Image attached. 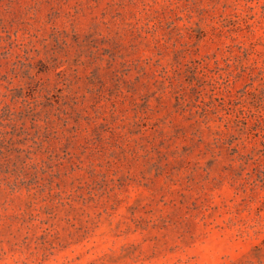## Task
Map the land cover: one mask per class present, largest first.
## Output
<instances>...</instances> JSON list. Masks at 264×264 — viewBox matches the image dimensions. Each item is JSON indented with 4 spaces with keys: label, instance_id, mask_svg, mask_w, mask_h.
Masks as SVG:
<instances>
[{
    "label": "rangeland",
    "instance_id": "obj_1",
    "mask_svg": "<svg viewBox=\"0 0 264 264\" xmlns=\"http://www.w3.org/2000/svg\"><path fill=\"white\" fill-rule=\"evenodd\" d=\"M0 264H264V0H0Z\"/></svg>",
    "mask_w": 264,
    "mask_h": 264
}]
</instances>
